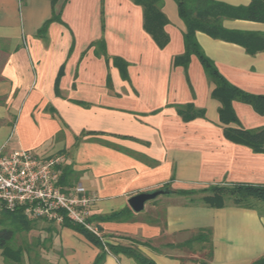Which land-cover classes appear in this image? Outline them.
I'll return each mask as SVG.
<instances>
[{"label":"crops","instance_id":"obj_1","mask_svg":"<svg viewBox=\"0 0 264 264\" xmlns=\"http://www.w3.org/2000/svg\"><path fill=\"white\" fill-rule=\"evenodd\" d=\"M63 2L57 0L54 9L62 7L64 24L51 22L39 35L51 17V0H0V146L63 155L62 184L81 183L95 197L91 215L126 210L134 193L165 186L176 191L214 183L264 184V153L224 136L220 103L211 97L214 85L198 59L192 55L186 69L173 65L184 52L185 31L174 0L162 2L169 35L163 48L144 30L142 7L131 0ZM222 25L264 34V22L224 18ZM196 34L230 83L264 95V50L251 53L238 43ZM100 38L104 48L91 45ZM113 57L126 62L127 77ZM187 103L203 109L204 116L184 120L177 107ZM232 106L240 124L232 126L264 125V114L251 105L233 101ZM169 194L175 197L146 203L139 213L130 208L131 219L95 223L108 242L149 241L150 246L137 247L156 264H251L264 256V216L256 210L233 204L214 208L189 195ZM158 203L161 220L146 215ZM48 227L50 253L61 252L55 264H92L99 252L94 244L69 227ZM201 229L211 231L209 258L206 242L176 246ZM103 264L136 262L107 253Z\"/></svg>","mask_w":264,"mask_h":264},{"label":"trees","instance_id":"obj_2","mask_svg":"<svg viewBox=\"0 0 264 264\" xmlns=\"http://www.w3.org/2000/svg\"><path fill=\"white\" fill-rule=\"evenodd\" d=\"M56 1L51 0L53 7L51 17L39 28V35L45 34L51 22L56 21L64 24L60 18L62 7L58 12L54 9ZM66 1L64 0L63 4ZM131 1L142 7L144 30L152 37L156 46L159 48L165 47L169 41V35L164 30V25L168 20L162 11L163 0ZM174 1L177 5L179 17L185 24V31L183 32L184 52L173 58V65H180L186 69L189 64L188 62H190V57L194 55L201 64L207 79L214 85L211 91V97L220 103L218 113L219 121L223 125L224 136L235 143L245 144V146L255 152L264 153V125L250 129H243L242 127L231 125H240L232 106L233 101L249 104L255 112L264 114V95L246 92L230 83L217 69L213 60L205 54L196 39V32L201 31L213 38L238 43L251 53H254L256 50H264V34L239 32V30L225 29L222 25L224 18L264 22V0H250L247 6H232L216 0ZM94 44L101 45L104 48V39L100 38L96 42L91 43V45ZM102 52L106 54L104 50ZM113 61L115 63L118 61L122 63L121 66L119 65V68L123 77H127L125 69L126 62L118 57H113ZM55 88L57 89V83ZM177 112L184 120L204 116L203 109L195 108L192 103L179 105ZM64 178L65 175L61 177V183L65 182ZM163 188H167L171 192H178L190 196L196 192L205 193L200 197V201L209 207L220 208L233 204V206L256 210L260 216H264V184L214 183L201 189H179L176 191L166 186ZM190 200L195 201L196 199L191 197ZM132 213V210L127 208L126 210L114 212L109 215H91L89 221L127 220L131 219L130 216ZM60 225L62 227H69L79 234H82L99 249L92 264H103L107 253L127 255L132 257L136 264H156L137 247L138 244L150 246L149 241H139L125 237L131 241V245L115 244L102 241L99 236L93 234L90 230L72 223L67 218ZM37 227V220H29L21 208L14 209L13 211H0V251L5 264H50L43 259L39 249L49 250L51 248V245H46V242L52 244V235L46 237L45 240H41L38 237L33 241H29L24 237L19 243L14 244L17 235H26ZM46 230L50 234L53 231L50 227H46ZM194 242H206L209 245L206 257L209 258L211 256L210 229H201L193 234L191 238L176 246L191 247V244ZM202 264H207V262L203 261ZM251 264H264V256Z\"/></svg>","mask_w":264,"mask_h":264},{"label":"built area","instance_id":"obj_3","mask_svg":"<svg viewBox=\"0 0 264 264\" xmlns=\"http://www.w3.org/2000/svg\"><path fill=\"white\" fill-rule=\"evenodd\" d=\"M63 162V155L0 146V211L21 208L29 220L37 221L62 223L67 218L100 237L89 221L95 197L81 183H61Z\"/></svg>","mask_w":264,"mask_h":264},{"label":"rangeland","instance_id":"obj_4","mask_svg":"<svg viewBox=\"0 0 264 264\" xmlns=\"http://www.w3.org/2000/svg\"><path fill=\"white\" fill-rule=\"evenodd\" d=\"M7 47L3 44V48H6L7 49ZM21 134L23 136H25L24 133L21 132ZM204 194L205 193L196 192V193L192 194L191 196L193 198H195L196 200L200 201V197L202 195H204ZM167 197L174 198L175 196H173L171 194H163V195L158 196L156 199L149 201V203L147 202V204L148 205H154L153 203H157L160 199H166ZM146 215L149 216V217H158V220H161L163 218V207H162V204H160V203L156 204L155 205V210L152 211V212H146ZM92 223L94 224V226H96L98 228V231H99L98 234L100 235L101 240L102 241H107V240H105L103 234H101V230L98 227V225L94 221ZM37 224H38V227L36 229H34V230H31L28 234H26V235L25 234L24 235H17L14 244L19 243L20 240L22 238H24V237L27 238L29 241H33L34 239H36L38 237L41 240L42 239L45 240L46 237L52 235V233L50 234V232H48L46 230V227H48L50 225H55V224L56 225L57 224L60 225L61 223H57V222H53V221L51 222V221H46V220L39 219L37 221ZM125 243H127V245H131V242H125ZM46 245H51V248H52V244H49V242H46ZM51 248L49 250L39 249V252H40L41 256L43 257V259L47 263L55 264V261L60 256L61 252L59 250H55L54 251L55 254L53 255V253L52 254L50 253L51 250H52ZM0 264H5V261L3 260V257L1 256V251H0Z\"/></svg>","mask_w":264,"mask_h":264},{"label":"water","instance_id":"obj_5","mask_svg":"<svg viewBox=\"0 0 264 264\" xmlns=\"http://www.w3.org/2000/svg\"><path fill=\"white\" fill-rule=\"evenodd\" d=\"M169 193H171V190L167 188H158L153 189L152 191H141L131 195L127 201V205H129L135 213H139L144 210L147 202L149 203V201L156 199L158 196Z\"/></svg>","mask_w":264,"mask_h":264}]
</instances>
